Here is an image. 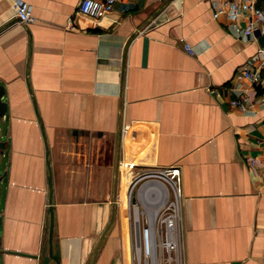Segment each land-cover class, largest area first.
<instances>
[{
	"label": "crops",
	"instance_id": "obj_1",
	"mask_svg": "<svg viewBox=\"0 0 264 264\" xmlns=\"http://www.w3.org/2000/svg\"><path fill=\"white\" fill-rule=\"evenodd\" d=\"M26 1L29 23L0 0V264H40L50 176L61 264H128L122 160L181 167L186 264H264V87L241 75L264 62L228 0H117L73 25L80 0Z\"/></svg>",
	"mask_w": 264,
	"mask_h": 264
},
{
	"label": "built area",
	"instance_id": "obj_2",
	"mask_svg": "<svg viewBox=\"0 0 264 264\" xmlns=\"http://www.w3.org/2000/svg\"><path fill=\"white\" fill-rule=\"evenodd\" d=\"M117 0H80L73 16L72 25L78 16L101 19L114 9ZM226 11L230 18L232 30L244 35L258 37L257 31L264 27V9L254 0H244L241 4L226 1ZM15 15L22 23H29L35 19L32 5L26 0H13ZM224 9L215 12L217 16ZM244 21L242 25L238 18ZM185 49L191 54L195 50L191 43H184ZM258 55L264 62V45L258 48ZM264 66H246L241 75L250 78L255 86L264 87ZM264 102V99H262ZM230 105L242 111L253 109L254 99L246 94L231 99ZM125 167H132L133 162L122 160ZM142 171V170H141ZM146 171V172H145ZM144 172L131 171L132 190L138 182L149 199L144 198L146 224H141L139 214L136 218V238L133 246L132 264H186L184 251V181L180 166H159ZM141 190V188H140ZM142 192V193H143ZM146 196V195H144ZM153 207V209L150 208Z\"/></svg>",
	"mask_w": 264,
	"mask_h": 264
},
{
	"label": "water",
	"instance_id": "obj_3",
	"mask_svg": "<svg viewBox=\"0 0 264 264\" xmlns=\"http://www.w3.org/2000/svg\"><path fill=\"white\" fill-rule=\"evenodd\" d=\"M257 36L259 39V42L261 45H264V31H257ZM4 87L0 86V117L3 116L7 110V102L3 100L4 95ZM3 146L4 141L0 142V152H3ZM49 184L51 186L50 189V200L51 204L49 206V212H50V223L47 228L48 235H46V238L44 239L42 251L40 254L41 262L40 264H51L54 262V264H61L62 259V253H61V247L60 242L54 241V233H55V214H54V205L52 204V179L51 176L49 177ZM2 218L0 216V224H1ZM0 242H1V236H0Z\"/></svg>",
	"mask_w": 264,
	"mask_h": 264
},
{
	"label": "rangeland",
	"instance_id": "obj_4",
	"mask_svg": "<svg viewBox=\"0 0 264 264\" xmlns=\"http://www.w3.org/2000/svg\"><path fill=\"white\" fill-rule=\"evenodd\" d=\"M132 167H124L128 178H129V182L127 183L126 186V190H125V201H126V208L127 211L129 213V221H130V229L128 232V247H130L131 250V254L129 257V262L128 264H132L133 262V246H134V242H135V238H136V214L140 216L141 220V224H146L147 222V218L146 215L144 213H142L143 209L145 208V199H149V194L144 193L142 190V187L140 185L141 182H138L137 185L135 186V188L132 190V182H131V171L135 170L137 171V169H131ZM150 169V168H149ZM147 169H143L142 171L138 170L139 172H144ZM146 172V171H145ZM141 188V190H140ZM143 192V193H142ZM146 195V196H144ZM134 199L136 200L134 202ZM151 209H153V207L150 206Z\"/></svg>",
	"mask_w": 264,
	"mask_h": 264
}]
</instances>
